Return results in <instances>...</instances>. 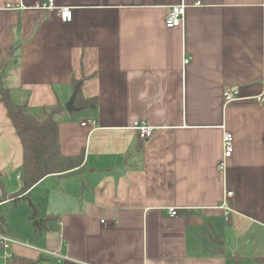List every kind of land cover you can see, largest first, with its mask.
<instances>
[{
    "label": "crops",
    "instance_id": "0c3cea01",
    "mask_svg": "<svg viewBox=\"0 0 264 264\" xmlns=\"http://www.w3.org/2000/svg\"><path fill=\"white\" fill-rule=\"evenodd\" d=\"M39 1L0 0V75L37 118L63 106L61 151L84 162L29 190L57 219L10 252L46 258L35 264H264V0H55L69 22ZM182 3L183 26L167 27ZM76 80L96 104L72 113ZM226 89L241 98L225 103ZM224 127L234 151L223 171ZM22 164L0 101L8 193Z\"/></svg>",
    "mask_w": 264,
    "mask_h": 264
},
{
    "label": "trees",
    "instance_id": "16d2710c",
    "mask_svg": "<svg viewBox=\"0 0 264 264\" xmlns=\"http://www.w3.org/2000/svg\"><path fill=\"white\" fill-rule=\"evenodd\" d=\"M75 87L76 107L84 110L92 104H96L94 98L86 99L83 97L81 80L75 81ZM0 101L6 107L7 114L23 148V164L20 174L21 187L15 193H8L2 180L3 173L0 171V203L26 201L30 212L28 220L35 230L49 229L51 223L57 218L53 214L40 216L38 205L31 199L29 190L50 175H65L80 170L84 162V154L68 156L61 151L57 115L63 109V106L59 105L48 111L44 118L35 117L26 111L24 104H19L12 99L10 89L3 83L2 75H0ZM72 113H75V111ZM9 233L7 219L0 213V235ZM45 259L42 256L31 259L12 253L6 264H35Z\"/></svg>",
    "mask_w": 264,
    "mask_h": 264
},
{
    "label": "built area",
    "instance_id": "2783aa9c",
    "mask_svg": "<svg viewBox=\"0 0 264 264\" xmlns=\"http://www.w3.org/2000/svg\"><path fill=\"white\" fill-rule=\"evenodd\" d=\"M8 7H11V6L8 5ZM33 7L38 8V9H47L51 11H56L58 15L60 16V18L65 22H69L73 19L72 9L69 7L58 6L55 3V0H42V1L36 2ZM185 12H186V5L184 3L171 6L166 16V26L167 27L183 26L184 21H185ZM189 61H190V58L188 57L184 58V64H187ZM223 97H224L225 103H229V102H232V101H235L241 98L239 90L237 89H234V90L226 89L223 92ZM261 98H262L261 95L258 96V99H261ZM94 122H95L94 119L90 117L87 120L82 122V126H85L89 123H94ZM134 126L136 129H138L141 139H147L151 137L153 134L154 128L148 125L146 122H143V121L135 122ZM222 139H223V159L220 163L219 168L224 171L226 167V161L229 157L232 156L233 151H234V135L231 131L227 130L224 127ZM232 195H233L232 191H227L225 194L226 198ZM226 209L229 210L228 207H226ZM169 213L171 215H177L178 212L176 208H170ZM225 218L226 220L229 219L228 212H226ZM261 223L264 227V220ZM14 242H16V240L13 237H11L9 234L0 235V249L3 251V257L6 261L12 255V253L9 250H10L11 245Z\"/></svg>",
    "mask_w": 264,
    "mask_h": 264
},
{
    "label": "rangeland",
    "instance_id": "374dc122",
    "mask_svg": "<svg viewBox=\"0 0 264 264\" xmlns=\"http://www.w3.org/2000/svg\"><path fill=\"white\" fill-rule=\"evenodd\" d=\"M26 111L28 112V110ZM79 116H81V114ZM10 176V180H7V190L10 191V193H15L21 186L19 181L16 179L15 173ZM0 213L6 217L13 238L16 240H18V238H22L25 243L29 242L30 245H34L33 240L29 238L33 232V225L29 222V220H27L30 212L26 201H6L0 206ZM21 234L24 236H20ZM2 256L3 251L0 250V264H5V260Z\"/></svg>",
    "mask_w": 264,
    "mask_h": 264
},
{
    "label": "water",
    "instance_id": "95a60500",
    "mask_svg": "<svg viewBox=\"0 0 264 264\" xmlns=\"http://www.w3.org/2000/svg\"><path fill=\"white\" fill-rule=\"evenodd\" d=\"M75 98H76V91L74 92V94L72 95V97L70 98V100L65 105V108L69 112L78 111L80 109L79 107H76L75 106Z\"/></svg>",
    "mask_w": 264,
    "mask_h": 264
}]
</instances>
